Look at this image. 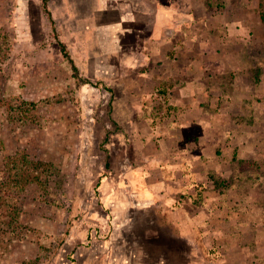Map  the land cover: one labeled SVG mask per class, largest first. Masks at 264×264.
Segmentation results:
<instances>
[{"label":"rangeland","instance_id":"374dc122","mask_svg":"<svg viewBox=\"0 0 264 264\" xmlns=\"http://www.w3.org/2000/svg\"><path fill=\"white\" fill-rule=\"evenodd\" d=\"M42 1L0 0V264H264V41L233 98L177 112L158 91L135 113L102 84L85 98L65 57L95 1L46 0L52 21Z\"/></svg>","mask_w":264,"mask_h":264},{"label":"crops","instance_id":"0c3cea01","mask_svg":"<svg viewBox=\"0 0 264 264\" xmlns=\"http://www.w3.org/2000/svg\"><path fill=\"white\" fill-rule=\"evenodd\" d=\"M94 1L89 10L67 15L74 24L66 44L68 58L84 79L85 98L102 84L117 97L124 95L135 113L144 97L158 91L168 90L159 100L168 96L177 112L192 111L193 105L202 110L201 103L213 102L211 97L218 94L219 99L225 100L226 92L233 98L244 87L243 64L238 63L244 46L264 41L261 22L253 25L254 13L242 12L234 0H211L220 3V10L209 0ZM221 88L228 89L219 93ZM205 125L198 123V138L205 139L204 146L217 145L206 142ZM177 127L172 131L182 130ZM245 132L238 130L239 135ZM220 134L227 137L231 131ZM186 140H176L177 152ZM217 158L229 161L220 154ZM216 160L205 163L218 166Z\"/></svg>","mask_w":264,"mask_h":264},{"label":"trees","instance_id":"16d2710c","mask_svg":"<svg viewBox=\"0 0 264 264\" xmlns=\"http://www.w3.org/2000/svg\"><path fill=\"white\" fill-rule=\"evenodd\" d=\"M46 3L47 1L46 0H43L42 1V5H43V8L44 10L46 11V14L49 16V20L52 21V18H51V15H50V12L47 11L46 9ZM257 13H258V17L260 18L261 22L264 23V0H258V8H257ZM53 23V22H52ZM64 48V47H63ZM65 53V57H68L66 52ZM70 62L72 63V61L70 60ZM73 70L76 71V68L73 66ZM194 202H196L194 200Z\"/></svg>","mask_w":264,"mask_h":264}]
</instances>
